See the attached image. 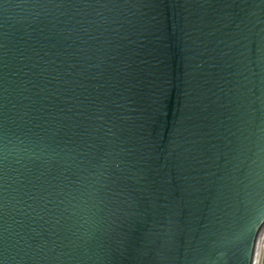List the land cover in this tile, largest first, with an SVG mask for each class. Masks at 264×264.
Here are the masks:
<instances>
[{
	"label": "water",
	"instance_id": "obj_1",
	"mask_svg": "<svg viewBox=\"0 0 264 264\" xmlns=\"http://www.w3.org/2000/svg\"><path fill=\"white\" fill-rule=\"evenodd\" d=\"M262 229L264 0H0V264H253Z\"/></svg>",
	"mask_w": 264,
	"mask_h": 264
},
{
	"label": "built area",
	"instance_id": "obj_2",
	"mask_svg": "<svg viewBox=\"0 0 264 264\" xmlns=\"http://www.w3.org/2000/svg\"><path fill=\"white\" fill-rule=\"evenodd\" d=\"M262 234H264V229H262L261 233L259 234L258 240H257V246H256L253 264H262V262H264V247L260 248L259 246Z\"/></svg>",
	"mask_w": 264,
	"mask_h": 264
},
{
	"label": "bare ground",
	"instance_id": "obj_3",
	"mask_svg": "<svg viewBox=\"0 0 264 264\" xmlns=\"http://www.w3.org/2000/svg\"><path fill=\"white\" fill-rule=\"evenodd\" d=\"M260 248L264 247V234H262V237L260 239V244H259Z\"/></svg>",
	"mask_w": 264,
	"mask_h": 264
},
{
	"label": "snow or ice",
	"instance_id": "obj_4",
	"mask_svg": "<svg viewBox=\"0 0 264 264\" xmlns=\"http://www.w3.org/2000/svg\"><path fill=\"white\" fill-rule=\"evenodd\" d=\"M259 223H260V222H259ZM258 225H259V224H258ZM258 225L255 226V233H254V236L256 235V229H257V226H258Z\"/></svg>",
	"mask_w": 264,
	"mask_h": 264
},
{
	"label": "rangeland",
	"instance_id": "obj_5",
	"mask_svg": "<svg viewBox=\"0 0 264 264\" xmlns=\"http://www.w3.org/2000/svg\"><path fill=\"white\" fill-rule=\"evenodd\" d=\"M262 264H264V262H262Z\"/></svg>",
	"mask_w": 264,
	"mask_h": 264
}]
</instances>
